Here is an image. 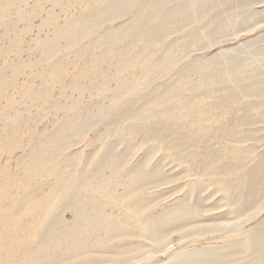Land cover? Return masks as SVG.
<instances>
[{"label":"rangeland","instance_id":"obj_1","mask_svg":"<svg viewBox=\"0 0 264 264\" xmlns=\"http://www.w3.org/2000/svg\"><path fill=\"white\" fill-rule=\"evenodd\" d=\"M0 264H264V0H0Z\"/></svg>","mask_w":264,"mask_h":264}]
</instances>
